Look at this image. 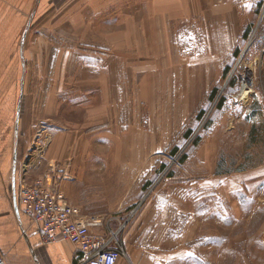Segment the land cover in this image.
Listing matches in <instances>:
<instances>
[{
  "label": "rangeland",
  "instance_id": "374dc122",
  "mask_svg": "<svg viewBox=\"0 0 264 264\" xmlns=\"http://www.w3.org/2000/svg\"><path fill=\"white\" fill-rule=\"evenodd\" d=\"M184 3L46 0L32 17L35 1H22L19 164L28 178L51 173L85 214L113 217L101 233L119 241L147 217L197 215L208 264L227 249L229 264H253V241L236 235L252 231L258 194L235 185L264 165V0ZM8 64L0 95L18 88ZM259 197L263 222L264 184Z\"/></svg>",
  "mask_w": 264,
  "mask_h": 264
},
{
  "label": "crops",
  "instance_id": "0c3cea01",
  "mask_svg": "<svg viewBox=\"0 0 264 264\" xmlns=\"http://www.w3.org/2000/svg\"><path fill=\"white\" fill-rule=\"evenodd\" d=\"M22 1L29 0H0V80L4 79L6 61L9 63L8 79L11 81L17 72L19 74L18 88L8 82L0 95V253L4 255L6 264H81L82 255L71 242L58 237L51 243H44L41 224L25 215L17 205L21 184L24 180H33L28 178L30 169L26 170L25 176L22 175L18 150L19 129L22 126V97L25 94L23 80L26 75L24 48L21 47L25 39L21 41L20 33L27 20L21 16ZM34 1L32 17L36 16L39 4L46 0ZM168 1L178 2L181 7L183 3V8L187 5L185 0ZM155 6L156 3L152 8ZM152 11L155 13L154 10L148 13L153 15ZM180 14L181 12L172 13L175 16ZM165 19L164 17L163 20ZM133 39L134 37L130 38L131 42ZM137 39L135 37V41ZM16 44L18 59L15 61L11 56ZM41 158H45L44 155ZM50 161L49 166H53L52 160ZM236 176L237 190L251 186L253 195L258 194V199L253 203L252 231L243 235L238 233L236 238L253 241L250 250L252 256L257 257L253 264H260L259 257L264 255V247L260 246V242L264 240V221L261 222L257 209L262 207L259 196L261 185L264 184V165L258 163L253 166L251 173H238ZM146 220L151 225L148 230L142 228L140 231L131 230L123 234L120 243L126 255L120 257L117 264H208V231L200 229L199 216H189L184 224L181 222L182 218L176 216L147 217ZM102 233L108 234L106 230ZM229 263L227 249L220 264Z\"/></svg>",
  "mask_w": 264,
  "mask_h": 264
},
{
  "label": "built area",
  "instance_id": "2783aa9c",
  "mask_svg": "<svg viewBox=\"0 0 264 264\" xmlns=\"http://www.w3.org/2000/svg\"><path fill=\"white\" fill-rule=\"evenodd\" d=\"M17 205L25 215L41 224L44 243L58 237L71 242L82 255L81 264H117L126 255L117 231L101 233L106 218L85 214L80 206L72 204L51 173L24 180ZM0 264H6L1 253Z\"/></svg>",
  "mask_w": 264,
  "mask_h": 264
},
{
  "label": "bare ground",
  "instance_id": "6f19581e",
  "mask_svg": "<svg viewBox=\"0 0 264 264\" xmlns=\"http://www.w3.org/2000/svg\"><path fill=\"white\" fill-rule=\"evenodd\" d=\"M244 90L243 92L239 95V97L241 98H247L248 95L251 93V87H252V83H254L252 77H250L249 75H247L244 78Z\"/></svg>",
  "mask_w": 264,
  "mask_h": 264
},
{
  "label": "trees",
  "instance_id": "16d2710c",
  "mask_svg": "<svg viewBox=\"0 0 264 264\" xmlns=\"http://www.w3.org/2000/svg\"><path fill=\"white\" fill-rule=\"evenodd\" d=\"M216 95H217V90H214V91H213V96H216ZM222 104H223V99L220 100L219 105L221 106ZM201 114H202V113H200V115H201ZM191 134H192V129H189V130L187 131V135L190 136ZM177 151H178V148H175L173 152L176 153ZM183 158H185V156H184ZM182 160H183V159H182Z\"/></svg>",
  "mask_w": 264,
  "mask_h": 264
}]
</instances>
